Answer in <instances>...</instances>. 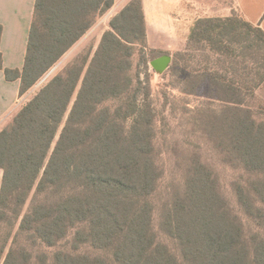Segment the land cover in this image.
Segmentation results:
<instances>
[{
  "label": "trees",
  "instance_id": "obj_1",
  "mask_svg": "<svg viewBox=\"0 0 264 264\" xmlns=\"http://www.w3.org/2000/svg\"><path fill=\"white\" fill-rule=\"evenodd\" d=\"M113 5L36 0L25 64L17 71L20 97ZM1 35L0 25V41ZM188 39L215 60L193 66L195 56L177 52L168 68L182 70L186 92L229 104L214 132L227 134L225 150L248 174L235 184L237 203L257 230L247 234L245 219L201 160L162 209L156 230L151 197L163 170L155 158L149 60L142 56L135 65L133 59L134 47L148 43L142 0H134L111 19L91 59L87 55L51 77L0 130V225L14 215V240L28 234L53 246L76 228L73 248L89 243L111 253L58 252L55 264H264V121L243 103L264 82L246 57L264 49V29L233 8L228 16L196 18ZM151 53L152 61L171 56ZM9 243H0V264H32L29 253Z\"/></svg>",
  "mask_w": 264,
  "mask_h": 264
},
{
  "label": "rangeland",
  "instance_id": "obj_2",
  "mask_svg": "<svg viewBox=\"0 0 264 264\" xmlns=\"http://www.w3.org/2000/svg\"><path fill=\"white\" fill-rule=\"evenodd\" d=\"M134 0H114V5L104 12L97 15L92 27L80 38V40L70 48L59 61L29 90L6 117L0 123V130L5 127L23 106L51 77L57 73H63L74 63L80 62L83 57L90 55L93 57L98 49L100 41L106 30L110 28V21L117 15L129 2ZM192 10L193 15L203 14H222L224 8L234 5V0H210L206 6L202 2ZM236 7H234V10ZM178 35L180 39L175 40V45L183 47L170 48L162 51L169 52L172 57L177 52H185L195 56L191 64H206L208 61L215 60V56L208 51L203 44L189 41L190 27H186ZM184 37V39H183ZM147 48L136 45L134 55L135 65L140 57L149 60V74L151 84L150 102L156 115L155 121V158L163 170V176L159 182L157 191L151 197L154 205V226L159 231V220L162 209L171 202L174 193L180 190L185 184V177L189 169L197 160L207 164L215 173L219 180V187L226 202L246 221L247 234L257 230L256 223L245 215L238 205L235 184L246 179L248 174L240 167L235 165L232 155L225 150V143L229 141L226 133L214 132V127L219 125L220 118L226 114L229 104L223 100L211 99L206 93L186 92V82H181L182 70L159 72L151 64L154 56L151 50L154 49L149 43ZM158 50V49H157ZM244 51V49L242 50ZM245 56V53L243 54ZM249 67L256 66L260 74L264 75V49L256 48L250 56H246ZM211 64V63H210ZM137 68V67H136ZM145 74H142V78ZM192 88V87H191ZM204 92L208 90L204 87ZM201 91V92H202ZM246 108H250L258 121H264V82L257 90L255 98L246 97L243 101ZM114 105V103H112ZM221 115V116H220ZM132 119L128 121V125ZM221 131V129H220ZM3 177V170H0V185ZM30 201L26 205L29 207ZM15 222V223H13ZM19 227V221L13 214L0 225V243L10 238L8 248L13 244L20 248L21 254H30L32 264H55L58 252L76 254H88L91 256L111 257V253L98 249L89 243L81 244L78 248H73V239L76 228L72 229L69 235L59 241L56 245L48 246L41 240L31 237L28 234H21L14 240L15 232ZM161 237L163 236L160 234Z\"/></svg>",
  "mask_w": 264,
  "mask_h": 264
},
{
  "label": "crops",
  "instance_id": "obj_3",
  "mask_svg": "<svg viewBox=\"0 0 264 264\" xmlns=\"http://www.w3.org/2000/svg\"><path fill=\"white\" fill-rule=\"evenodd\" d=\"M197 2L206 6L210 0H142L148 43L159 50L183 47L184 44L175 45L174 42L180 39L179 28L183 30L186 27L187 31L196 18L214 16L193 15L192 10L198 5ZM35 3L36 0H0V51L4 66L0 68V123L20 100L21 79L17 73L22 72L25 64ZM234 7L247 20L264 29V0H234L233 7L224 8L222 14L216 15L228 16ZM4 69L11 70V78L6 77Z\"/></svg>",
  "mask_w": 264,
  "mask_h": 264
},
{
  "label": "water",
  "instance_id": "obj_4",
  "mask_svg": "<svg viewBox=\"0 0 264 264\" xmlns=\"http://www.w3.org/2000/svg\"><path fill=\"white\" fill-rule=\"evenodd\" d=\"M171 60L172 56L162 55L154 59L151 64L156 69V71L163 72L169 67Z\"/></svg>",
  "mask_w": 264,
  "mask_h": 264
}]
</instances>
